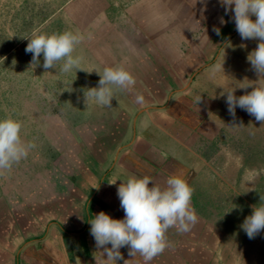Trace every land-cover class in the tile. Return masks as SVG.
Masks as SVG:
<instances>
[{
	"label": "crops",
	"instance_id": "crops-1",
	"mask_svg": "<svg viewBox=\"0 0 264 264\" xmlns=\"http://www.w3.org/2000/svg\"><path fill=\"white\" fill-rule=\"evenodd\" d=\"M56 9L74 11L67 24L84 27L77 32L100 59L93 69L123 67L135 83L108 85L111 107L81 103L67 133H53L50 153L20 161L17 183L0 193V264H105L88 221L100 211L123 218L117 188L129 178L148 175L165 187L171 174L188 179L198 222L188 232L169 228L168 246L149 264H235L198 205L197 178L205 185L215 168L206 140L251 119L239 107L231 116L223 93L240 96L252 89L239 87L264 80L247 61L257 41L241 39L218 0H58ZM95 70L87 87L98 85ZM120 251L118 264H144Z\"/></svg>",
	"mask_w": 264,
	"mask_h": 264
},
{
	"label": "rangeland",
	"instance_id": "rangeland-1",
	"mask_svg": "<svg viewBox=\"0 0 264 264\" xmlns=\"http://www.w3.org/2000/svg\"><path fill=\"white\" fill-rule=\"evenodd\" d=\"M57 2L0 0V118L11 116L21 121L22 139L36 145L27 158H34L41 150L50 153L53 133H67L71 128L76 109L88 102L82 94L87 95L93 78L89 72L100 60L88 54L92 43L80 40L72 55L79 57V67L85 71L64 73L60 70L64 61L46 71L42 56L40 65H31L32 54L25 52L28 41L22 37L37 31L79 35L77 30L84 28L68 25L74 11H58ZM260 85L264 80L260 79ZM249 117L250 121L245 118L230 123L228 133H213L206 140L204 158L215 168L205 185L197 178L196 195L204 198L198 205L205 206L207 221L218 233V244L230 260L235 264H264V231L249 239L240 227L253 205L264 204V123ZM51 156L56 161L61 157L57 152ZM217 165L221 170H216ZM18 166L20 161L9 170H0V193L17 181L13 173Z\"/></svg>",
	"mask_w": 264,
	"mask_h": 264
},
{
	"label": "clouds",
	"instance_id": "clouds-1",
	"mask_svg": "<svg viewBox=\"0 0 264 264\" xmlns=\"http://www.w3.org/2000/svg\"><path fill=\"white\" fill-rule=\"evenodd\" d=\"M218 3L223 6L225 14L232 13L229 19L234 20L235 29L242 40L257 41L255 49L248 53L247 61L259 77L264 76V0H218ZM220 22L225 24L228 21L221 18ZM213 30L220 35L219 28ZM22 38L28 41L25 52L32 54L31 65H40L42 56V67L46 71L56 69L59 61H64L60 69L64 73L73 69L83 70L79 67V57L72 55L80 43L79 35L71 31L51 34L37 31ZM96 72L101 77L98 85L87 88V95L84 96L85 100H91L99 106L111 107L113 93L108 85H116L123 90L135 83L134 77L123 67H104L102 75ZM249 86L252 90L240 96L234 94L236 88L223 93H226L227 110L235 117L236 108L239 107L262 124L264 85L249 84L239 88ZM135 102L143 105L144 97L137 95ZM21 132V121L11 116L0 118V170L11 169L36 147L35 143H26ZM192 194L188 179L177 174L169 175L165 187L154 184L148 175L134 176L121 183L117 195L124 211L123 218L115 219L100 211L88 221L90 234L96 247L102 249L100 252L105 264H118L123 259L120 251L123 247H127L131 257L139 253L144 264H149L154 257L163 253L168 246L166 232L169 228L176 227L179 232H188L198 222V216L191 207ZM240 227L249 239L264 231V204L253 205L251 214Z\"/></svg>",
	"mask_w": 264,
	"mask_h": 264
}]
</instances>
